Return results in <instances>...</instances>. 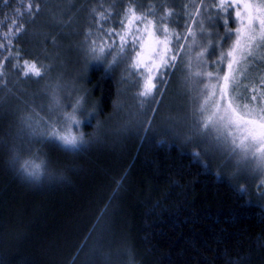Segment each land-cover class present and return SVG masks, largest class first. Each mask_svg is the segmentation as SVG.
Returning a JSON list of instances; mask_svg holds the SVG:
<instances>
[{"label":"trees","instance_id":"1","mask_svg":"<svg viewBox=\"0 0 264 264\" xmlns=\"http://www.w3.org/2000/svg\"><path fill=\"white\" fill-rule=\"evenodd\" d=\"M96 1L31 0L29 14V0H0V264H264V191L250 178L227 177L215 157L182 138L184 130L169 131L159 121L182 55L188 48L200 52L194 41L210 47L207 69L224 74L226 58L218 49L227 51L232 36V5ZM221 3L231 7L215 6ZM93 6L98 15L91 13L88 31L108 38L109 28L120 31L130 8L149 17L157 31L167 27L160 36L173 43L167 54L174 66L154 92L153 108L138 109L133 119L117 86L128 59L110 65L104 56L78 64L77 129L83 143L65 148L42 137L52 118L34 104L40 102L34 94L53 65L73 53L69 44L80 45L84 27L74 23L80 17L84 23ZM13 20L23 30L7 43ZM25 61L35 63L41 75L25 76ZM262 72L249 81L258 82ZM25 161L42 165L38 178L22 171Z\"/></svg>","mask_w":264,"mask_h":264},{"label":"rangeland","instance_id":"2","mask_svg":"<svg viewBox=\"0 0 264 264\" xmlns=\"http://www.w3.org/2000/svg\"><path fill=\"white\" fill-rule=\"evenodd\" d=\"M230 2L233 7V24L234 28L232 29L231 39L227 45V51L222 52L221 48L218 49V56H221L222 53L225 54L226 61L223 67L224 74L222 75L220 71L211 70V68L207 69V63L205 62L204 57L209 53L210 47H205L201 44L199 40L194 41L193 44H197L199 46L200 52L192 51L190 48L186 50V52L182 55L183 65L181 70H177V73H180L175 79L174 87L172 88L167 100L163 103V108L160 113L159 121L162 123V127L168 129L169 131L175 130L176 127L184 130L183 137L185 140H192L197 142L201 148H203V153L207 156L215 157L216 161H218L219 167L223 170V173L227 175V177L233 178H250L255 181V184L261 187V190L264 191V167H261L257 161V159L253 156H248L247 158H242V154L237 150V152H231V146L225 145L222 147H215L214 143L211 139V135L205 134L201 128L197 126L198 112L196 111L200 101H201V91L204 89L205 85L211 86L212 84L217 83V77L221 78L219 83L223 84L224 81L222 77L228 73L232 74L228 68L229 59L226 56L228 50L233 46L236 36L235 29L240 26V20L236 17V12L240 11L242 16L244 17L245 22H247V16L244 15L243 5L245 3H250L253 5H261L264 4V0H224ZM97 2V1H96ZM98 3V4H97ZM97 6L101 3L100 0L97 2ZM95 4V3H94ZM239 4L240 7L237 8L236 5ZM101 4L100 6H102ZM93 6L90 10H88V14L85 16L84 23L79 22L80 17L74 25L83 30V39L80 41V45L69 44V47L73 49V53L67 56L66 62H58L56 65H53V72L49 75V77L42 84L39 85L37 89V94H34V97L38 96L39 101H35L34 104L38 107L40 111L47 113L51 118L50 126L52 124H59L63 119L64 113H71L73 111V106L76 102V92L79 88H76L75 79L78 77L76 70L78 69V64L80 67L91 65L94 62H98L102 57L106 56L108 60V64L112 63L114 60L118 58H127V64L125 67L120 68L117 77V86H118V94L120 95V101L122 107H127L128 114L135 119L139 114V111H143L152 106L156 101L154 92L157 91V87L165 77V71L168 66H162L159 69H153V82L156 84V87L153 89V93L151 96L145 98L140 97L138 92L142 89V85L144 83V76L141 75L143 73L145 76L147 75V68L141 67L139 69H133L130 67L133 58L136 56V52L141 51L140 43L137 42L135 45L132 43L133 35H143V51L142 57L144 58V63L147 64L148 68H152V63L148 59L152 57L157 64L160 63V56L156 55L157 52L165 55V59L169 60V55L165 52V47H167L171 52L172 49V41L168 42L167 45L164 43H158L164 41V38L160 35H164V31H157L155 27L151 30L153 34L151 36L148 33L144 32L145 22L144 21H136L129 33L126 37L128 43L131 44V47L127 48L123 52L120 51L121 41L117 33L123 34V27L121 26L120 31L116 28L112 30L114 34L109 35V32H106L107 36H111L110 38L105 37V35H99L100 33L96 31V29L88 31V27L91 26L90 21L93 20L91 17V13H95L97 9ZM147 18V17H146ZM147 20H150L148 17ZM92 23V22H91ZM137 28L140 30L137 32ZM71 31L75 33L74 26L71 27ZM111 38H115L114 42L109 41ZM95 41V44L93 42ZM126 44V45H127ZM103 45L105 48V52H99V48ZM125 45V46H126ZM110 46V47H109ZM68 47V48H69ZM95 47L97 51H92L91 49ZM68 48H64V51L68 52ZM155 50V51H153ZM75 52V53H74ZM203 53V55H199ZM109 57V59H108ZM264 62V48H259L255 56L249 58L247 65L242 64L241 69H245L244 74L241 76L240 73L236 75L240 79V89L244 91V86H248V90L244 91V94L249 98L253 95L251 91L252 87H256V95H264V86H261L260 77L264 76V70H262L260 64L263 65ZM114 63V62H113ZM111 65V64H110ZM261 65V66H262ZM235 67V65H234ZM255 71H263L257 77L258 82L253 83L250 82ZM196 72H201L203 75L197 76ZM211 72L212 77H208L207 73ZM218 95V90H217ZM30 97H33L30 95ZM81 100V97L78 98ZM81 107V106H80ZM80 107L75 111L76 120L80 121ZM153 108V106H152ZM143 109V110H142ZM117 110H120V107L117 106ZM39 115L37 116V118ZM39 119V118H38ZM42 119V118H41ZM39 119V120H41ZM37 122V121H35ZM33 124V123H31ZM36 125V123H35ZM49 126V127H50ZM77 125L72 126V132L74 135L80 136V133L77 129ZM179 138V136H178Z\"/></svg>","mask_w":264,"mask_h":264},{"label":"snow or ice","instance_id":"3","mask_svg":"<svg viewBox=\"0 0 264 264\" xmlns=\"http://www.w3.org/2000/svg\"><path fill=\"white\" fill-rule=\"evenodd\" d=\"M218 8L227 11L230 4L221 3L215 5ZM36 10H39V5H35ZM240 7L239 4L236 5ZM33 4L29 0L28 7L25 9L26 12L32 14ZM245 10L244 15L247 16V22L240 11L236 12V17L240 20V26L235 29V42L233 46L228 50L226 56L229 59L228 68L231 75L226 73L222 79L223 84L219 83L221 78L217 77V83L211 86L205 85L201 91V101L197 108L199 114L197 119V126L203 130L205 134L211 135V139L214 146L219 148L225 145L231 146V152L235 153L237 150L242 154V158L253 156L257 159L259 165L264 167V95H256V87H252L251 91L253 95L249 98L244 94V91L248 90V86H244V91L240 89V79L236 75L240 73L242 76L245 69H241V65H247L249 58L255 56L256 51L259 48H264V4L253 5L245 3L243 5ZM199 12V9H197ZM170 15V13H169ZM127 21V22H125ZM136 21H144L145 28L144 32L148 33L149 36L153 34L152 28L154 22L147 20L144 14L137 15L134 9H128L125 14V18L120 21L124 31L123 34L117 33L121 41L120 51L125 50V45L128 43L126 37L129 35L133 24ZM228 21L226 20L225 23ZM15 28L9 29V32L5 34L7 43H11L8 39L11 35H18L23 30L22 25H19L17 21H12ZM140 30L137 28V32ZM163 31L168 32V28L164 27ZM112 34V30H109V35ZM191 34V31L189 32ZM179 39V37H177ZM227 39V36L224 38ZM144 36L133 35L132 43L135 45L138 41L140 43L141 51L136 52V56L130 65L133 69H139L141 67L147 68V75L144 76V83L142 89L138 92L140 97H149L153 93V89L156 84L153 82V69H159L162 66H174L170 65L169 60L165 59V55L159 52L156 55L160 56V63L157 64L152 57L148 59L152 63V68H148L147 64L144 63L142 57V51ZM167 45L168 41L165 39L162 42ZM95 44V41L93 42ZM5 44L0 43V48H4ZM110 47V46H109ZM97 51L95 47L91 49ZM99 52L104 53L105 48L103 45L98 49ZM155 51V50H153ZM170 50L165 47V54ZM19 55V53H17ZM199 55H203L200 53ZM225 57L222 53L221 59ZM9 59V57H5ZM176 59V53H173L171 60ZM115 62V60L113 61ZM235 65V67H234ZM24 75L29 74L39 77L41 75V69L36 66L35 63L24 62ZM195 75H203L201 72H196ZM212 73H207L208 77H212ZM261 86H264V76L260 77ZM218 90V95H217ZM81 106L80 99H77L73 106L71 113H64L62 121L57 124H52L50 129L44 133H41L42 137L46 138L49 142H59V144L65 148H77L78 145L83 143L82 135L77 136L72 132V126L81 123L75 118V111ZM42 165L35 163L34 161H25L21 165L22 171L32 179H36L41 175Z\"/></svg>","mask_w":264,"mask_h":264}]
</instances>
